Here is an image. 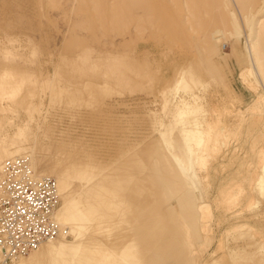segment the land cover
<instances>
[{"label": "rangeland", "instance_id": "374dc122", "mask_svg": "<svg viewBox=\"0 0 264 264\" xmlns=\"http://www.w3.org/2000/svg\"><path fill=\"white\" fill-rule=\"evenodd\" d=\"M130 1L0 0V104L10 111L0 112V150L22 147L65 175L70 199L62 198V208L74 206L77 216L71 214L66 224L59 220L63 233L53 244H74L75 230L101 245L104 254L121 251L115 235L109 248L95 235L88 196L102 187L107 190L106 206L113 196L112 175L119 164L136 158L152 163L146 172L162 179L159 186L152 182L151 190L160 195L146 214L170 211L179 201L181 207L170 212L186 245L180 240L176 255L164 254L155 245L149 246L150 256L139 247L136 258L110 260L264 264V88L254 74L258 108L236 113L241 105L227 96L215 71L227 59L236 73L249 68L248 58L244 64L237 62L233 48L238 43L249 53L245 45L250 27L260 30L264 57V0L228 5L239 33L231 17L226 25L223 19L219 27L212 25L224 0H137L143 12ZM186 8L194 16L191 22ZM187 58L195 60L190 69L180 67V77L169 81L174 66L186 65ZM199 65L209 72L192 89L188 75ZM228 73L226 69L221 78ZM238 80L254 95L250 79ZM191 89L205 98L187 96L192 104L187 108L181 102ZM198 107L201 113L194 114ZM256 112L259 117L248 118ZM194 119L212 125L201 135H186V126L190 130L200 125ZM240 128L242 134H236ZM123 241L136 244L131 238ZM34 252L10 264H24ZM64 260L56 254L52 264Z\"/></svg>", "mask_w": 264, "mask_h": 264}, {"label": "crops", "instance_id": "0c3cea01", "mask_svg": "<svg viewBox=\"0 0 264 264\" xmlns=\"http://www.w3.org/2000/svg\"><path fill=\"white\" fill-rule=\"evenodd\" d=\"M233 49V53L237 54L236 60L238 63L244 64L247 62L248 58L250 65L249 68L243 69L240 72L236 73L233 67L231 68L230 64H228L227 59L226 61L224 60L222 64L223 66L220 68L216 67L215 71L219 76L218 78L221 82V86L224 87L227 96L231 97V100L233 102L239 103L241 105L236 108V113L245 112L247 110H251V108L257 109L259 104L258 89L256 85H252L251 83V80H253L252 71L254 64L251 61L252 55L247 52L245 54L242 50V47L239 46L238 43H236ZM193 61L195 60L189 58L187 63H185L186 65L174 66L169 75V81H176L178 77L177 71L179 70V68L182 66H186V70H189L190 68L188 67V65L191 64V62ZM199 66L196 67L197 69L191 77L190 74H187L190 78V86H193L192 89H196V86L198 85V80L201 78H205L209 72V70H207L206 68H201V65ZM226 69L229 70V73L224 74L225 78H221V75L225 73ZM247 78L250 79L249 84L250 87L254 88L255 96L252 95L248 89L243 88V86H241L238 80L242 79L243 81ZM185 93L186 97L189 96L195 100L205 98L204 95L199 91L197 92L192 90L187 91ZM189 97L183 99V101L181 102V104H185L187 108H190L192 106V104L187 100ZM201 110L202 109L198 107L193 113L197 114V111L199 112ZM254 114L258 113H250L248 118L250 119L259 117ZM194 120H198L199 122V119ZM194 120H191L192 124ZM205 122H199L200 125L197 126V128L191 125L190 130L186 126V135H201L205 131L203 130L205 126L207 124H211L209 120ZM241 129L242 128H240V131H238L236 134H242ZM235 132L236 131H233L232 133ZM177 149L182 150L183 147L181 146ZM188 149L189 147L186 146L185 150ZM165 164H167V162H165ZM147 165L150 166L152 165V163L147 162L146 159L141 160L136 158H130L119 164V169H117L116 172L112 175V187L114 189L112 191L113 196L111 200L108 201L106 206V202L104 201V194L107 190L104 191V193L96 196V198L94 192L90 193L88 196L89 214L94 216L96 219V230L94 232L95 235L105 240L107 248L110 247V236L115 235L118 240L116 242V246L121 249L118 254H110L107 249L106 250L107 252H109V254H104L101 245H96L93 241H91V239L83 238L82 235H79V233L75 232V230L73 229V233L76 236V242L74 244H68L66 242L61 241L59 243L57 242L58 244L56 243L55 245L59 248L54 255L62 254L65 258L64 264L70 262H72L73 264H119L118 262H116V260H110L111 256L112 258H116L117 256L136 258L137 256H139L140 249L142 251V254L146 255L148 253L149 246L155 245L157 246V249H159V251H163L164 254L168 253L170 255H176L178 250H180L179 246H177L179 244V241L183 240L184 244L186 245L184 239L177 232V228L172 224L173 218L171 212L177 209V206L180 205V202L175 201L169 206L171 212L167 209L165 212H161L160 214H157L154 217H150L146 214V209L148 208L152 199H158L160 195L159 191H157L156 194L154 191L151 190L152 187H154L152 182H155V184L158 183L159 186L160 182L162 181V179L159 177L160 174L156 176L153 172H146L145 167ZM155 165H157L156 161L154 162L153 166ZM146 182H150V185H152L151 188L146 186ZM97 189H102V187H97ZM124 193L125 195H123ZM107 198L108 197H106L105 200H107ZM94 203L96 204V207L93 205ZM62 210L64 213L63 219H65L66 222L71 214L74 217L77 216V210H74V206H71L70 208L66 209H64V207L61 208L59 215H62ZM77 223H79V219H77ZM126 224H128L127 227L123 226ZM126 238H131V240L134 241L136 244L134 245L132 243L131 246L127 245V243H124L123 241ZM54 255L51 257H48L47 255L46 258L39 257L36 260L28 258V261H26L24 264H35L39 262H47L48 264H52ZM180 255L181 254H179V256ZM59 264L62 263L59 262Z\"/></svg>", "mask_w": 264, "mask_h": 264}, {"label": "built area", "instance_id": "2783aa9c", "mask_svg": "<svg viewBox=\"0 0 264 264\" xmlns=\"http://www.w3.org/2000/svg\"><path fill=\"white\" fill-rule=\"evenodd\" d=\"M61 199L57 181L35 177L30 160L20 156L0 168V250L6 263L58 238L55 218Z\"/></svg>", "mask_w": 264, "mask_h": 264}, {"label": "bare ground", "instance_id": "6f19581e", "mask_svg": "<svg viewBox=\"0 0 264 264\" xmlns=\"http://www.w3.org/2000/svg\"><path fill=\"white\" fill-rule=\"evenodd\" d=\"M228 1H229V3H227V1H225V0L222 1L221 13L220 14H217V15H215L213 17L212 25L214 24L213 25L214 28L219 27L221 25V19L224 20V23L226 25L229 22H227L225 19L227 17H229V18L231 17L232 20H233V22H232L233 27H235L236 30L239 33L240 31H239L238 26H237V20H236L234 14H232L230 12L229 6H228L229 4H233V2H235L236 0H228ZM130 4L134 8L138 7L137 8V11L138 12L139 11L140 12H143L144 11L143 10V6H142L143 4H141V2H139L137 0H131L130 1ZM140 6H142V7H140ZM125 10H126V8H125ZM186 13H187V17H186L187 18V21L191 22V20L194 18L192 12L188 8H186ZM249 17H250L249 15H245V17H244V19H245V21L247 23H249V21H250V18ZM141 18L142 17H140V19ZM217 21H220V22H217ZM257 21H258V19H257ZM259 21H260V19H259ZM263 22H264V20H263ZM260 38H261L260 30H258L257 27H250L249 28L248 37L246 38V44L247 45H245V46H247L246 48H248V52L252 55V60L251 61L254 63L253 64V71H254V73L252 71V76H254V74H255L257 80L260 82V84L264 88V60L262 59L264 57H263V55H262V53L260 51V47H261ZM209 39L211 40V38H208L207 40L209 41ZM208 41H206L205 45L208 43ZM178 77H180V75ZM8 90L13 92V90L11 88H8ZM0 112L1 113H4V112H10V111L4 105L0 104ZM10 124L14 125L13 122L10 123ZM21 148H13V147H11L9 145L6 146V147H3L0 150V165H1L0 168H2V166H3L2 164L5 161L9 160V159H13V158H16V157H19V156H26L30 160L31 168L33 170V173H34L35 177H37L39 179H42V178H46V177H52V175H58V177H60L58 181L54 177H52V178H54L57 181L58 189H59V194H60V199H61V203H60V206H59V208H58V210H57V212L55 214V218L59 222V224L63 227V225H62L61 222H63L64 224H66L65 219H63L64 218L63 217L64 216V213H62V215L59 216V212H60V210L62 208V205H63L62 198L65 199L64 201H68L70 199L69 196L66 195L67 189L69 187V183L67 182V180L65 178V175L63 173L61 175L58 174V172H59V167L58 166H56L54 164L53 165L46 166V165H44L42 163L41 159L38 156H34V152L33 153L32 152L30 153V152H27L25 149L23 150ZM31 159H33L34 161L32 162ZM33 167L35 168V170H34ZM90 182H91V179L89 180V183ZM102 193H104V189L103 188L102 189H96L94 191L95 198H96V196H98V195H100ZM95 203L93 204L94 206L96 205ZM59 220H61V222ZM62 233H63V231H62ZM58 240H60V239H58ZM59 242L60 241H58V243ZM58 248L59 247H57L55 244L52 243V240L47 241V242H44L43 244L40 245V247L38 249L34 250L35 252L32 251L34 253H36V252L37 253L31 255V258H33V259L34 258L37 259L39 257L40 258H46L47 255H48V257H50L51 255H53L58 250ZM32 252H30V253H28L26 255H23V256L16 257L15 259H13L11 261V263L14 262L15 260L21 258V257H24V256H27V255L31 254ZM0 264H10V263H6V261L4 259V256H3L2 252H1V250H0Z\"/></svg>", "mask_w": 264, "mask_h": 264}]
</instances>
